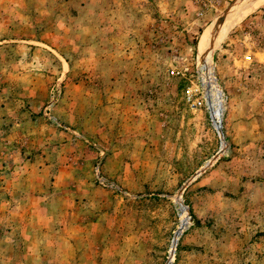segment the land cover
Returning <instances> with one entry per match:
<instances>
[{
  "label": "rangeland",
  "instance_id": "rangeland-1",
  "mask_svg": "<svg viewBox=\"0 0 264 264\" xmlns=\"http://www.w3.org/2000/svg\"><path fill=\"white\" fill-rule=\"evenodd\" d=\"M258 1L0 0V264H264Z\"/></svg>",
  "mask_w": 264,
  "mask_h": 264
},
{
  "label": "bare ground",
  "instance_id": "bare-ground-1",
  "mask_svg": "<svg viewBox=\"0 0 264 264\" xmlns=\"http://www.w3.org/2000/svg\"><path fill=\"white\" fill-rule=\"evenodd\" d=\"M256 1H258V0H255V3H256ZM253 5H254V3H253ZM255 7L250 8V9L249 8L248 9L246 8L247 10L245 9V6L242 7L241 10H243V9H245V10L244 11H241L240 10L239 13H238V15H236V19L239 18L244 12H245V14L246 13L248 14V12H250L251 10H253ZM206 40H207V31L204 32V34L202 36V39H201V42L202 43H205ZM202 70L205 71V75L206 76L208 74L210 75V70H209V68H208L207 65L206 66L205 65L202 66ZM202 82L206 86V92L205 93H207L206 95L210 99L209 104L213 108L212 116L213 117H218L219 119H221L222 114H223V111H224V105H223V99H222V91L220 90L219 86L217 85L216 80H215L214 77L210 79V81H209L210 83H208V84H207V82L205 80H202ZM177 207H178L179 216L181 218L180 219V227L177 229L178 230L177 233H175V235H176L175 237L178 238L180 236L181 231L187 225V218H186V209L183 207V205L181 204L180 201L177 202ZM174 246H175V239H174V244H173L172 248ZM171 262H172V260L170 262H168L167 264H171Z\"/></svg>",
  "mask_w": 264,
  "mask_h": 264
},
{
  "label": "built area",
  "instance_id": "built-area-1",
  "mask_svg": "<svg viewBox=\"0 0 264 264\" xmlns=\"http://www.w3.org/2000/svg\"><path fill=\"white\" fill-rule=\"evenodd\" d=\"M216 83H217V81H216ZM205 92H206V86L200 80V78H198L197 83L192 84V86L186 88V90L184 92L185 100L187 103H190L193 108H195V109L202 108L205 110V112L207 114L208 122H209L211 128L218 135L219 139L222 142L221 131H222L223 114H222L221 119H219L218 117L212 116L213 108L210 106V104H209L210 99L207 97V95H206L207 93H205ZM222 99H223V105H224V93H223V91H222ZM177 240H178L177 237H175V245H176ZM173 244H174V240L172 241L171 246H173Z\"/></svg>",
  "mask_w": 264,
  "mask_h": 264
}]
</instances>
